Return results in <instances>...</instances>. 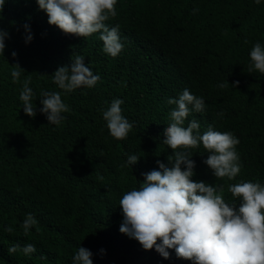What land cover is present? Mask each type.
<instances>
[{
  "label": "trees",
  "instance_id": "obj_1",
  "mask_svg": "<svg viewBox=\"0 0 264 264\" xmlns=\"http://www.w3.org/2000/svg\"><path fill=\"white\" fill-rule=\"evenodd\" d=\"M115 10L105 23L119 25L124 47L116 57L103 50L99 32L84 38L50 25L37 0H6L0 12V29L9 33L0 54V264H72L79 247L93 253V264H192L174 249L168 259L144 250L119 230L122 196L173 154L163 143L176 107L168 100L185 89L203 98L205 110L192 112L184 127L196 119L201 135L210 125L231 132L242 164L234 179H217L200 144L186 150L196 165L192 179L223 186L225 202L237 206L229 185H264V74L249 72L252 47L264 46V1L252 11L241 0H117ZM28 34L33 38L26 43ZM75 55L100 80L65 92L52 74ZM17 63L24 71L14 83ZM28 78L34 118L20 100ZM41 90L60 92L69 106L59 125L40 111ZM115 99L123 100L122 115L133 124L124 140L110 135L103 118ZM133 154L140 158L130 166ZM28 214L38 223L25 234ZM29 243L37 249L30 256L8 252Z\"/></svg>",
  "mask_w": 264,
  "mask_h": 264
},
{
  "label": "clouds",
  "instance_id": "obj_2",
  "mask_svg": "<svg viewBox=\"0 0 264 264\" xmlns=\"http://www.w3.org/2000/svg\"><path fill=\"white\" fill-rule=\"evenodd\" d=\"M255 2L259 4L260 0ZM5 3L6 0H0V12ZM37 3L41 10L46 11L48 23L65 34L85 38L99 32L107 54L116 57L123 50L119 25L109 28L105 23L117 15V0H37ZM24 28L30 33L28 24ZM8 36L7 31L0 29L2 55ZM32 38L28 34L25 42H30ZM245 43L248 41L245 40ZM16 55L12 53L14 58ZM250 59L249 72L257 70L264 74V46L259 42L252 47ZM84 60L83 56L75 55L74 59L72 56L70 65L61 66L52 74L60 89L71 92L96 85L100 76L94 75ZM22 71L18 63L13 65L11 75L14 83L18 82ZM30 83V78L24 81L20 100L24 113L34 118V92L29 87ZM238 84L239 81H236L231 86L236 88ZM225 86L219 85L221 88ZM40 97L43 105L40 111L46 115L49 124L59 125L64 119L62 113L70 111L60 92L41 90ZM168 103L176 107L170 113L172 122L163 132V143L173 150V154L168 156L167 165L157 160L159 170L142 173L144 181L140 187L122 196L119 202L123 215L120 232L138 241L144 250L155 248L165 259L170 257L168 249H174L178 258L192 261V264H264V185L259 182L229 185L228 192L233 198H240L241 202L239 206L226 203L223 186L192 179L196 165L191 159L192 154L186 151L202 144L210 153L204 163L213 170L214 176L232 180L242 168L236 151L239 139L231 132L214 131L211 125L201 135L196 119L184 127L186 118L192 112L203 113L205 110L203 98L194 96L188 89L178 99L170 98ZM122 104L123 100L115 99L103 112L110 135L117 140L126 139L133 128V124L122 115ZM139 158L135 154L130 155L127 164L134 165ZM37 223L34 216L28 214L22 224L24 233L27 234ZM5 231L12 233L13 228L9 226ZM36 250L31 243L23 248L13 244L8 252H22L30 256ZM92 256L89 249L79 247L72 264H93ZM40 258L45 259L43 256Z\"/></svg>",
  "mask_w": 264,
  "mask_h": 264
},
{
  "label": "rangeland",
  "instance_id": "obj_3",
  "mask_svg": "<svg viewBox=\"0 0 264 264\" xmlns=\"http://www.w3.org/2000/svg\"><path fill=\"white\" fill-rule=\"evenodd\" d=\"M262 1H264V0H260V3L262 2ZM241 2L243 3V4H247L248 6H249V9H251L252 11L260 4H257L256 2H255V0H241Z\"/></svg>",
  "mask_w": 264,
  "mask_h": 264
}]
</instances>
